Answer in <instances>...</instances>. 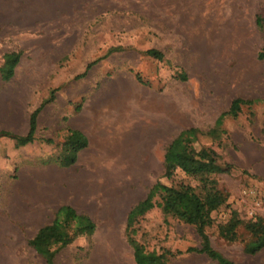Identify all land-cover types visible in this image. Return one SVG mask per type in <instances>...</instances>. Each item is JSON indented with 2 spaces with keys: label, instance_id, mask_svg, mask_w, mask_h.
I'll list each match as a JSON object with an SVG mask.
<instances>
[{
  "label": "rangeland",
  "instance_id": "374dc122",
  "mask_svg": "<svg viewBox=\"0 0 264 264\" xmlns=\"http://www.w3.org/2000/svg\"><path fill=\"white\" fill-rule=\"evenodd\" d=\"M257 13L264 17V0H0V63L5 52L19 54L12 75L0 80V129L23 134L29 113L53 90L33 143L0 138V264H44L28 239L61 204L94 228L58 249L53 264H135L125 218L155 180L169 183L161 177L166 144L180 130L211 127L233 99L245 102L236 117L225 116L215 136L200 134L192 145L216 152L220 166L208 177L227 193L203 232L234 264H264V248L247 256L240 241L216 234L231 211L243 221L264 218ZM146 48L163 59L142 55ZM65 126L85 136L87 147L74 165L44 163L58 152ZM171 182L196 185L178 170ZM134 214L132 238L145 252L168 250L167 264H214L186 251L199 248L192 226L155 203Z\"/></svg>",
  "mask_w": 264,
  "mask_h": 264
},
{
  "label": "trees",
  "instance_id": "16d2710c",
  "mask_svg": "<svg viewBox=\"0 0 264 264\" xmlns=\"http://www.w3.org/2000/svg\"><path fill=\"white\" fill-rule=\"evenodd\" d=\"M253 24L256 30L264 31V17L257 13ZM142 55L160 61L163 53L156 48H146ZM259 58L264 57V52L257 54ZM0 63V80L6 81L12 75L16 66L19 54L16 51L5 52ZM90 64L80 74L89 68ZM179 81L184 80L182 73H177ZM53 90L48 92V96L32 110L27 118L26 127L23 134L14 133L5 129H0V138L12 140L16 147H23L35 141L34 130L35 121L42 106L51 101ZM245 102L240 99H233L226 110L220 112L213 121L211 127L203 132L196 128H186L178 131L166 144L162 155V175L168 184L155 180L148 188L146 198L131 210L125 218L123 228L124 238L131 248L132 258L135 264H167L170 252L163 250L159 253L154 251L145 252L143 248L132 238L134 223V210H139L145 206L155 203L163 215L175 217L180 222L192 226L196 237L199 239V248H188L187 252L202 253L214 264H234L223 256L220 252L211 247L208 238L203 232V228L210 226L212 218L211 211L224 204L227 193L215 186L212 178L208 177L211 170L218 166V156L210 147L199 146L195 149L192 145L200 134L215 136L221 130L220 124L225 116L236 117L240 106ZM80 105L74 110L78 111ZM62 140L59 143L58 152L46 160L44 163L52 161L59 167L74 165L77 155L87 147V139L78 130L72 127H63ZM51 143L50 139L44 140ZM220 166V165H219ZM178 170L185 177L193 180L195 187L180 182H171V176ZM157 201L153 202V198ZM94 228L91 219L75 212L68 204H61L54 209L52 216L39 226L33 235L28 239V245L41 257L44 264H53V257L56 251L69 244L76 237H89ZM216 234L228 243L241 242L242 252L247 256H252L264 248V218L255 215L252 219L243 221L239 219L234 211L223 223L217 225ZM241 239H240V238Z\"/></svg>",
  "mask_w": 264,
  "mask_h": 264
}]
</instances>
